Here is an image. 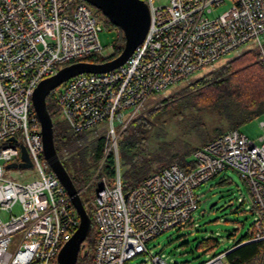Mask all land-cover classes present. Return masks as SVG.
<instances>
[{
    "label": "built area",
    "instance_id": "built-area-1",
    "mask_svg": "<svg viewBox=\"0 0 264 264\" xmlns=\"http://www.w3.org/2000/svg\"><path fill=\"white\" fill-rule=\"evenodd\" d=\"M151 22L144 40L127 61L107 72H84L62 83L56 94L60 115L75 132L106 121V155L114 151L115 176H100L95 197L96 241L92 264H126L149 252L148 242L193 217L196 188L233 168L248 184L256 218L251 240L264 242V135L260 143L230 129L199 146L195 167L172 163L124 189L118 137L152 96L243 45H262L264 0H145ZM102 22L86 0H0V264H59L58 254L79 226L68 192L44 156L40 119L32 96L42 79L64 65L101 54ZM88 61V60H87ZM264 130V120L261 121ZM15 137V140H11ZM29 153L38 177H5L6 166ZM21 204L19 214L12 213ZM16 248L11 249L14 235ZM230 249L200 264H228ZM155 264H168L159 254Z\"/></svg>",
    "mask_w": 264,
    "mask_h": 264
},
{
    "label": "trees",
    "instance_id": "trees-1",
    "mask_svg": "<svg viewBox=\"0 0 264 264\" xmlns=\"http://www.w3.org/2000/svg\"><path fill=\"white\" fill-rule=\"evenodd\" d=\"M95 9L98 17L103 15L100 10ZM105 19L107 26H112L118 30L117 40L113 44V52L107 57L101 54L91 55L86 58L88 61L101 62L112 59L124 47L125 39L122 31L113 25L106 16ZM187 84L178 96L163 97L161 101L156 102L158 105L156 111H150L148 117L143 114L135 117L120 132V138L118 137L119 157L121 161L123 160L129 165V173L127 174L130 175L131 173L130 176L133 181L127 183L129 188L138 185L151 172L161 170L173 162H177L187 171L192 170L196 165L194 159H189L188 156L190 153L193 154L199 146L187 145L182 151H166L164 154L157 155L156 157L159 158L157 161L163 165L153 168V164L148 160L151 157L147 155L145 148V134L152 127L151 118L169 109L182 113L181 107L184 106V108H190L197 112L217 115L224 120L227 128H214V131L218 132L217 135H220L230 129H240L243 124L264 112V58L258 49L247 50L235 55L221 66L214 67L193 78ZM47 101L54 120L56 148L75 185L81 191L84 204L93 220V233L96 230L94 197L101 186L100 176L106 174L111 179L115 176L114 153L111 152L106 156L99 175L94 177L96 163L104 157L107 140L105 134L95 136L89 144L77 145V141L86 135L87 131L75 132L69 127L57 108L56 95L50 93ZM56 116H59V119H55ZM199 123L203 125V128L204 122L200 120ZM206 135L205 141L209 142L213 139L208 131H205V134L203 133L201 136ZM66 152H68V156L65 155ZM84 186L85 189L83 190L82 187ZM86 192L87 194H85ZM250 234H246L237 242L235 247L228 251V264H264V242L251 240L252 235ZM95 241L96 233L93 239L87 238L85 240V246L79 255L77 264H92ZM203 241L202 245L208 251H211L217 242L214 238H206Z\"/></svg>",
    "mask_w": 264,
    "mask_h": 264
},
{
    "label": "rangeland",
    "instance_id": "rangeland-1",
    "mask_svg": "<svg viewBox=\"0 0 264 264\" xmlns=\"http://www.w3.org/2000/svg\"><path fill=\"white\" fill-rule=\"evenodd\" d=\"M169 2L170 0H155L156 4H168ZM230 6L231 1L226 0L225 3L216 9L214 15L223 13L228 10ZM98 18L101 20L103 27L99 32V39L104 47L101 55L107 57L113 52V44L117 40L118 30L112 26H107L104 14L99 15ZM262 39L264 41V34L262 35ZM251 49L260 50L264 58V42L262 45H252L251 43L243 45L217 60L214 63L215 66H208L198 71L190 78L171 85L161 95L150 97L136 118L142 114L148 117L150 111H156L158 106L156 102L161 101L163 97L178 96L188 85L187 83L193 78L206 73L214 67L221 66L233 56ZM61 87L62 84L52 90L51 94L56 95ZM181 109L182 113L170 111L169 109L163 113H158L159 115L150 120L152 127L145 134V148L147 155L151 157L148 160L153 164V168L163 165L159 164V161H157L159 159L156 157L157 155L164 154L166 151H182L187 145L191 147L203 145L208 142L205 141L207 135L201 136L203 133L205 134V131H208V134H210L212 138H215L218 134L217 131H214L215 127L227 128L226 122L217 115L208 112H197L190 108H184V106L181 107ZM55 119H59V116H56ZM200 120L204 122L203 128V125L199 123ZM263 120L264 112L251 121L243 124L240 130L260 143L261 141L259 138L264 135V130L260 124ZM108 132V124L104 121L88 130L86 135L81 137L76 144H89L97 135L105 134L107 137ZM0 145H4V143L0 142ZM117 151L119 152V147ZM111 152L114 153L113 150L109 153ZM65 155L68 156V152H66ZM104 155H106L105 148ZM188 158H193V154L190 153ZM101 162L102 160L96 163L95 172L93 173L94 177L99 175ZM128 171L129 165L123 160H120V173L125 190L129 188L127 183L133 182L130 176L131 173L130 175L127 174L129 173ZM5 177L27 181L38 177V174L34 167L6 166ZM82 189L84 190L85 186L82 187ZM196 192L199 199V206L194 211L192 219L189 222L169 228L151 239L148 242L149 252L136 255L128 260L126 264H155L152 257L157 254L168 264H200L206 261L213 253L235 247L241 238L250 233L256 218V210L252 205L248 184L239 171L233 168L221 171L215 177L200 184L196 188ZM85 194H87V192ZM21 211L22 206L19 203L12 209V213L14 214H19ZM0 216L4 220L9 219L10 212L0 210ZM95 233L96 230L90 234L88 238L93 239ZM18 237L19 234L14 235V241L11 245L12 250L16 248ZM206 238H214L217 240L215 247L211 251L206 250L202 245L204 242L203 239ZM83 249L81 252H83Z\"/></svg>",
    "mask_w": 264,
    "mask_h": 264
},
{
    "label": "water",
    "instance_id": "water-1",
    "mask_svg": "<svg viewBox=\"0 0 264 264\" xmlns=\"http://www.w3.org/2000/svg\"><path fill=\"white\" fill-rule=\"evenodd\" d=\"M86 1L100 10L113 25L122 31L125 39L122 51L114 58L101 62L81 60L64 65L55 74L42 79L32 96L34 109L41 122L45 159L66 188L80 218L78 228L64 243L58 254L59 264H77L80 252L85 246V240L92 232L93 220L87 211L80 190L56 148L54 120L48 108V95L63 82L80 73L107 72L124 64L146 37L151 22L150 8L145 0ZM10 139L15 140V137ZM21 158L22 161L11 162L7 166L32 167L28 150L24 145L21 147Z\"/></svg>",
    "mask_w": 264,
    "mask_h": 264
},
{
    "label": "bare ground",
    "instance_id": "bare-ground-1",
    "mask_svg": "<svg viewBox=\"0 0 264 264\" xmlns=\"http://www.w3.org/2000/svg\"><path fill=\"white\" fill-rule=\"evenodd\" d=\"M251 235V234H250Z\"/></svg>",
    "mask_w": 264,
    "mask_h": 264
}]
</instances>
